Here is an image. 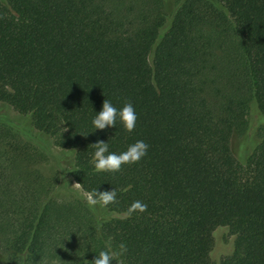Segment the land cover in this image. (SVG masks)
<instances>
[{
    "label": "trees",
    "instance_id": "16d2710c",
    "mask_svg": "<svg viewBox=\"0 0 264 264\" xmlns=\"http://www.w3.org/2000/svg\"><path fill=\"white\" fill-rule=\"evenodd\" d=\"M0 264H264V0H0ZM90 203L104 211L96 217ZM112 215V216H110Z\"/></svg>",
    "mask_w": 264,
    "mask_h": 264
},
{
    "label": "rangeland",
    "instance_id": "374dc122",
    "mask_svg": "<svg viewBox=\"0 0 264 264\" xmlns=\"http://www.w3.org/2000/svg\"><path fill=\"white\" fill-rule=\"evenodd\" d=\"M168 11H172L176 0H165ZM0 120L13 126H18L25 132L27 137L38 145L45 153L47 160L39 165V169L43 176L48 179H57L55 196L60 201L68 200H86L90 202L89 198L80 190L69 176V169L71 166L72 156L70 153H63L58 148H55L52 141L45 136L35 133L27 118L18 116L11 109L2 108L0 110ZM264 123L263 117L253 109L249 116V130L244 137H236L233 140V148L235 154L239 158H243L247 151L252 150L258 142L257 130ZM95 213L96 217L100 219H107L108 215L90 203L88 205ZM112 216V215H110ZM234 238L230 235L226 228L218 229L214 233V247L211 252V260L214 264H219L220 259L232 252Z\"/></svg>",
    "mask_w": 264,
    "mask_h": 264
}]
</instances>
